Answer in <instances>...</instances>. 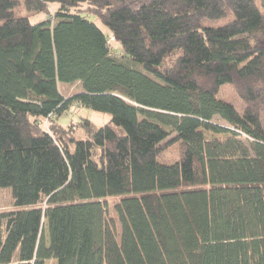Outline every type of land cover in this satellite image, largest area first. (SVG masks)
I'll return each instance as SVG.
<instances>
[{"label":"trees","instance_id":"1","mask_svg":"<svg viewBox=\"0 0 264 264\" xmlns=\"http://www.w3.org/2000/svg\"><path fill=\"white\" fill-rule=\"evenodd\" d=\"M262 110L264 0H0V264H264Z\"/></svg>","mask_w":264,"mask_h":264},{"label":"rangeland","instance_id":"2","mask_svg":"<svg viewBox=\"0 0 264 264\" xmlns=\"http://www.w3.org/2000/svg\"><path fill=\"white\" fill-rule=\"evenodd\" d=\"M56 5H52L51 6V10L52 8H54ZM80 9H84L86 10L87 7L85 4L81 5ZM75 10V9H74ZM73 10V11H74ZM21 13L24 15L25 12L24 10L21 11ZM48 16L46 14L43 13H37V15L31 16L30 17V21L34 24H36L37 22L47 19ZM88 19L91 22H94L96 25L99 26V28L103 31L106 32V26L102 25V23L100 22V20L95 17V16H88ZM111 47H112V54L114 56H119L120 55V47L117 44H114L111 42ZM59 90L61 92V94H64L65 96H72L74 95L75 92H80L82 90L81 88V84L79 82H74L73 84H66V83H60L59 84ZM218 98H222L226 101H228L229 103L231 102L234 107L238 110V112L241 113V111L243 110L242 108V103L239 100V98L236 96L235 91L233 86L231 85H223L221 86V89L218 93ZM89 119L95 126H102L103 124L107 123L110 118L111 115L107 114V113H103L100 111H94L91 108L88 107H81L78 104L74 103L70 109L68 111H66L64 113V115H62V117H60L58 119L59 123L64 125H67L69 122L72 123H76V122H80L81 119ZM261 118H262V124L264 127V110H262L261 112ZM216 123L218 124H222V125H227V123L224 120H221L220 118H214L213 119ZM43 124V122H42ZM205 137L207 139L209 138H220L223 135H218V134H214L212 132H204ZM180 154V144L179 142L174 143L173 145L165 148L164 151H162L159 155H158V161L160 163L163 164H171L177 161V159L179 158ZM123 195H115L112 197H107L102 199V201H104L105 203H107V214L110 217H114L116 218V214L114 213L113 210V206L116 204V202H118ZM15 207H13V199L12 196L10 194V189L9 188H5V187H0V214L1 212H5V211H12V209H14ZM44 228V235L45 237H47V228L45 226V224L43 225ZM45 264H57V261H55L54 259H49L48 261H46Z\"/></svg>","mask_w":264,"mask_h":264}]
</instances>
